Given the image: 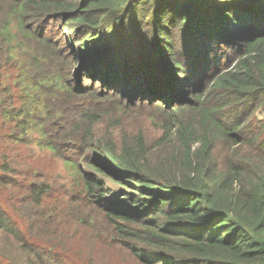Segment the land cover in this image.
I'll return each instance as SVG.
<instances>
[{
    "label": "trees",
    "instance_id": "trees-1",
    "mask_svg": "<svg viewBox=\"0 0 264 264\" xmlns=\"http://www.w3.org/2000/svg\"><path fill=\"white\" fill-rule=\"evenodd\" d=\"M121 257L264 264V0H0V264Z\"/></svg>",
    "mask_w": 264,
    "mask_h": 264
},
{
    "label": "rangeland",
    "instance_id": "rangeland-1",
    "mask_svg": "<svg viewBox=\"0 0 264 264\" xmlns=\"http://www.w3.org/2000/svg\"><path fill=\"white\" fill-rule=\"evenodd\" d=\"M38 154H41V152L39 151ZM56 180L60 184H64L70 187L77 180V176L72 170L68 168L67 165L60 163L59 174L57 175ZM116 264H131V262H127L121 257Z\"/></svg>",
    "mask_w": 264,
    "mask_h": 264
}]
</instances>
